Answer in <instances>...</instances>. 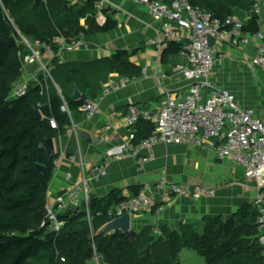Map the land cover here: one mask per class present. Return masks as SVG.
Listing matches in <instances>:
<instances>
[{
    "label": "trees",
    "instance_id": "trees-1",
    "mask_svg": "<svg viewBox=\"0 0 264 264\" xmlns=\"http://www.w3.org/2000/svg\"><path fill=\"white\" fill-rule=\"evenodd\" d=\"M161 1L170 4L173 0ZM188 1L221 20L235 8L243 10L248 21L242 30H259L251 11L255 0ZM66 4L68 0H45L33 9L29 0H0V264H92L94 253L104 264H180L179 253L184 248L196 251L203 257V264H264L255 239L256 212L252 204L244 205L227 220L205 217L201 227L184 223L179 231L162 228L158 235L145 227L132 240L120 232L94 236L112 219L107 215L109 208L125 197L121 190L112 189L102 197L89 196L90 219L82 202L76 209L57 214L62 222L58 230L48 228L43 212L55 157L48 161L39 144L64 132V125L69 123L61 110L64 103L70 111H77L87 99L100 94L110 74L129 78L141 72L129 61L126 50L94 63L59 65L53 61L49 72L60 90L50 86L44 93L32 82L26 93L13 96L11 90L22 76V59L28 50L7 46L10 36L16 40L20 32L27 38L49 41L61 33L66 38H79L117 25L109 15L104 24L95 22L93 0L64 10ZM179 49V43L169 41L161 51L162 61ZM74 88L81 98L72 102L69 95ZM33 107L40 111V120L35 118ZM50 117L56 120L57 128L50 127ZM144 129L139 139L148 137L154 126ZM36 165L44 166V171L39 172ZM134 189L136 194L139 189Z\"/></svg>",
    "mask_w": 264,
    "mask_h": 264
},
{
    "label": "crops",
    "instance_id": "crops-1",
    "mask_svg": "<svg viewBox=\"0 0 264 264\" xmlns=\"http://www.w3.org/2000/svg\"><path fill=\"white\" fill-rule=\"evenodd\" d=\"M86 1L69 3L83 5ZM111 3L112 8L119 13L116 27L105 32L82 35L81 39L87 47L65 52L64 63H94L110 58L118 50H126L130 54L129 61L139 67L141 72L137 77H127L125 82L120 81V77L125 76L117 73L109 75L101 86L107 85L110 91L99 101V115L88 118L80 109L72 112L66 103L63 104L61 110L67 114L69 123L64 125L63 133L52 137L58 173L52 176L46 193L50 208L54 206L59 193L79 180L82 167L90 174L103 157L121 152L129 132L123 120L128 106L155 111L165 91L181 95L187 92L188 81L176 70L182 58L176 53L164 61L161 59V51L168 42H164L160 21L152 18L141 4L130 0H111ZM233 14L247 23L248 14L245 11L235 8ZM257 24L264 32V6L257 17ZM159 39L164 42L160 47L149 43L150 40ZM210 42L226 55L225 59L216 62L211 81L229 90L241 107L253 108L264 121V70L259 67L250 70L245 64L256 55L255 44L233 45L223 37L211 38ZM22 65L24 70L18 83L28 85L42 78L37 61ZM53 82V87L60 90L59 85ZM49 87L48 82L47 90ZM47 90L43 87L42 92L46 93ZM104 124L113 125V129L109 132L111 139L102 141L98 134ZM151 125L153 123L143 121L136 124V141L143 137L144 128ZM78 130L87 132L90 138L80 139ZM141 156H147L149 160L139 165L137 158ZM105 171L97 182H89V196L102 197L112 189L121 190V195L125 197L134 195L135 186L140 189L143 183L160 177L179 183H201L216 189L215 195L210 198L194 200L188 196H177L159 210L153 208L131 215V229L136 233L145 227L150 228L152 235H158L162 228L179 231L180 225L184 223L201 227L205 217L227 220L244 205H250L255 195L254 183L244 178L242 168L231 158H219L216 151L207 145L157 143L148 149H139L134 155L110 158ZM68 173L69 178L66 177ZM154 229L157 230L156 234H153ZM183 250L179 253L180 264H183Z\"/></svg>",
    "mask_w": 264,
    "mask_h": 264
},
{
    "label": "built area",
    "instance_id": "built-area-1",
    "mask_svg": "<svg viewBox=\"0 0 264 264\" xmlns=\"http://www.w3.org/2000/svg\"><path fill=\"white\" fill-rule=\"evenodd\" d=\"M130 1L145 6L149 15L160 21L164 42L174 41L180 44L178 55L183 61L176 65V70L188 81L187 92L181 95L165 91L155 111L135 105L128 106L123 120L129 132L121 152L103 157L101 163L94 166L90 174L81 168L79 180L67 186L55 197L53 207L46 205L48 228L58 230L62 222L57 220V214L76 209L82 202L85 204L87 219H90L89 182H97L105 174V166L110 158L119 159L124 155H134L139 149H148L157 143L207 145L216 151L219 158H231L242 168L244 178L254 183L255 195L251 204L256 212L255 239L261 247V258L264 262V121L253 108L241 107L229 90L218 87L211 81L216 62L225 59L226 55L210 42L211 38L223 37L233 45L255 44L256 55L245 64L250 70L254 67L264 70V32L261 29L256 32H245L242 28L247 23L236 15L231 14L221 20L188 0H173L170 4L161 0ZM41 3H45V0ZM93 4L95 7L93 18L98 25L105 23L107 15L115 21L119 19V13L112 8L111 0H93ZM262 10V0H255L251 9L253 15L259 17ZM17 35L19 43L28 50L23 57V63L37 61L39 64L42 79H36L34 82L41 90L43 87L47 90L49 81L54 84L49 72V66L53 61L59 65L63 64L65 52L87 47L81 39L82 36L66 38L58 33L51 40L44 41L27 38L20 32H17ZM16 42L18 43L17 40ZM164 42L163 39L149 41L150 44H158L159 47ZM20 54L18 52V55ZM142 71L145 72V68ZM126 79L127 77H120L121 82H125ZM27 89L26 83L16 82L11 93L13 96H21ZM109 91V87L105 85L99 95L87 99L82 104L80 110L86 117L91 118L101 113L99 101ZM48 121L50 127L57 128L53 117ZM141 121L153 123L154 129L148 137L136 141L134 127ZM111 129L113 125L104 124L99 130V139L102 141L111 139L109 133ZM148 160L149 157L141 156L137 158V163L141 165ZM57 173L58 165L55 162L52 176ZM66 177L69 178L70 174H66ZM215 192L214 187L201 183H179L160 177L143 183L136 194L124 197L109 208L107 215L113 219L127 212L133 215L153 208L159 210L163 204L177 196H188L198 200L213 197ZM156 233L157 230L154 229L153 234ZM92 260L99 264L100 256L94 253Z\"/></svg>",
    "mask_w": 264,
    "mask_h": 264
},
{
    "label": "water",
    "instance_id": "water-1",
    "mask_svg": "<svg viewBox=\"0 0 264 264\" xmlns=\"http://www.w3.org/2000/svg\"><path fill=\"white\" fill-rule=\"evenodd\" d=\"M42 0H29V3H31V8H37L40 6ZM68 8V5L66 4L64 6V10ZM7 46L11 47H17V42L14 38V36H10L8 41L6 42ZM81 98L80 92L74 88L72 93L69 95V100L74 102L77 101ZM33 114L35 115V118L40 120L41 119V113L40 111L36 108L33 107ZM78 136L82 140H88L90 138V134L83 130H78ZM39 147L44 150L46 159L49 161L53 159L56 155L55 149H54V143H53V138H47L43 139L41 143L39 144ZM36 168L39 172L44 171V166L42 165H36ZM44 216L47 215V210L45 209L43 212ZM117 232L120 233H126V238L128 240H132L135 235L136 231L131 229V214L130 213H125L122 216L113 218L109 220L108 222L104 223L101 225L94 233V236L98 235H111L115 234Z\"/></svg>",
    "mask_w": 264,
    "mask_h": 264
},
{
    "label": "rangeland",
    "instance_id": "rangeland-1",
    "mask_svg": "<svg viewBox=\"0 0 264 264\" xmlns=\"http://www.w3.org/2000/svg\"><path fill=\"white\" fill-rule=\"evenodd\" d=\"M262 2H263V6H264V0H262ZM69 5H70V3H69ZM68 5V6H69ZM13 20V19H12ZM11 20V21H12ZM17 41H18V46H20L21 48H24L23 46H22V44L21 43H19V38H18V36H17V39H16ZM24 62V60L22 59V63ZM24 70V69H23ZM23 74V73H22ZM29 85V84H28ZM49 85L50 86H53L54 84L51 82V81H49ZM181 261L183 262V264H203V257H201L200 255H198L197 253H196V251H194V250H192V249H188V248H184V250L182 251V253H181ZM92 264H96V263H92ZM99 264H101V263H99Z\"/></svg>",
    "mask_w": 264,
    "mask_h": 264
},
{
    "label": "clouds",
    "instance_id": "clouds-1",
    "mask_svg": "<svg viewBox=\"0 0 264 264\" xmlns=\"http://www.w3.org/2000/svg\"><path fill=\"white\" fill-rule=\"evenodd\" d=\"M18 45V44H17Z\"/></svg>",
    "mask_w": 264,
    "mask_h": 264
}]
</instances>
